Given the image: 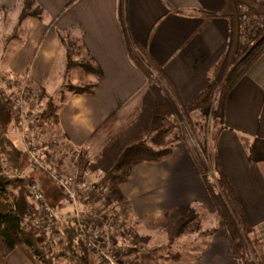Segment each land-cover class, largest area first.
I'll list each match as a JSON object with an SVG mask.
<instances>
[{"label": "crops", "instance_id": "crops-1", "mask_svg": "<svg viewBox=\"0 0 264 264\" xmlns=\"http://www.w3.org/2000/svg\"><path fill=\"white\" fill-rule=\"evenodd\" d=\"M25 2L0 0V42L13 43L6 56L7 47L0 45V72L54 95L67 80L69 58L73 67L82 64L81 59L100 71L97 76L79 66L86 73V85L78 86L79 71L71 69L70 84L92 92L68 94L59 110L57 133L69 145L90 153L100 152L112 133L135 118L151 85L129 47L140 46L164 69L175 98L185 106L221 72L228 50L229 21L207 19L201 12H220L226 0H125L123 20L121 0H34L31 12L36 16L22 20ZM3 57L9 60L3 62ZM223 104L224 126L216 134L212 152L259 233L264 226V53ZM147 170L154 178V190L158 175L164 174L160 204L165 210L211 202L186 146H176L174 156L161 164L133 167L130 177ZM218 234L227 237L225 230ZM229 248L225 242L212 243L201 259L190 264H222L215 254L228 261ZM8 263L32 264L20 250L10 254Z\"/></svg>", "mask_w": 264, "mask_h": 264}, {"label": "trees", "instance_id": "trees-1", "mask_svg": "<svg viewBox=\"0 0 264 264\" xmlns=\"http://www.w3.org/2000/svg\"><path fill=\"white\" fill-rule=\"evenodd\" d=\"M121 4L120 13L123 20L125 0H121ZM33 5L34 0L25 2L22 20L28 16H36L31 12ZM201 12L207 19L225 18L230 23L228 50L221 62V72L215 75L209 87L193 103L185 106L175 98L171 79L164 69L140 46L129 47L135 64L149 79L154 78L161 84L150 85L135 118L104 144L93 162L88 161L85 153L80 156L77 185H83L84 194H86L82 199L84 208L86 204L96 199L99 189H105L107 193L110 190V199L114 201V204L120 203L122 199L120 191L118 189L112 191L111 187L126 182L131 176L133 167L144 163L160 164L173 157L175 143L171 136L176 126L172 123V117H181V115L188 117L191 112L200 111L204 117L212 118L215 127L223 128L225 97L264 53V35L261 39L260 36H256L255 28L246 36L252 38V43L248 44L249 46L243 44V38H245L243 19L248 16L253 19V22H262L264 0H226L225 8L220 12ZM262 27L264 30V25ZM73 66L74 63L69 58L67 69L71 70ZM77 66L86 72H94L93 74L97 76L101 74L89 64L82 63ZM26 84L25 97H23L26 102L42 104L46 101L41 111L40 126L43 134L53 130L59 132L61 106L56 104L54 98L57 93L49 96L44 87L29 82ZM91 92L92 88L73 85H66L60 90V93L72 95ZM65 100L66 97L63 96L62 104ZM19 122L20 114L16 111L14 102L3 101L0 98V264H9L8 258L15 250H20L32 264H55L45 252L46 234L35 224L37 210L33 199L29 196L28 187L37 179L26 169L30 163L28 155L23 145L13 135L19 127ZM59 147L56 153L62 160L77 149L68 143L66 148L64 143ZM213 166L219 190L210 184L211 172L206 168L202 179L219 215L218 227L213 229V233L220 232L221 229L227 231L228 239L236 244L238 251L241 252L238 264H264V248L261 253L256 251V246H263L261 238L255 236L256 230L250 225L220 161L215 158ZM88 171L100 173L94 190L85 184ZM47 185L59 190L56 183L48 178ZM58 196L62 201L64 200L60 190ZM56 201L58 199L55 197L48 201L54 210L56 204L53 203ZM198 216L196 210L190 205L176 207L164 213L162 224L167 231L169 243L173 244L185 234L190 225L197 222ZM61 234L65 238V247L59 258L66 257L70 264L78 262L91 264V252L70 220H66L62 225ZM134 238L135 241L138 240L137 236ZM133 246H136L135 242Z\"/></svg>", "mask_w": 264, "mask_h": 264}, {"label": "rangeland", "instance_id": "rangeland-1", "mask_svg": "<svg viewBox=\"0 0 264 264\" xmlns=\"http://www.w3.org/2000/svg\"><path fill=\"white\" fill-rule=\"evenodd\" d=\"M34 17V16H33ZM33 20V19H32ZM31 20V21H32ZM260 21V20H259ZM33 22V21H32ZM255 22V21H254ZM258 22V21H257ZM244 23V19H243ZM256 23V22H255ZM263 22L257 23V28H255V35L261 36L264 35V30L262 29ZM255 25V24H254ZM244 24H243V35H244ZM255 39V38H254ZM259 39V37L257 38ZM252 38L246 37L243 38V44L250 45ZM13 43H3L0 42V45H5L6 53L5 56L10 52V47ZM17 44V43H16ZM15 44V45H16ZM19 44V43H18ZM248 45V46H249ZM3 62L8 61L7 57L2 58ZM79 62L87 64L84 60L79 59ZM78 70V67H73L72 70ZM67 73V80L64 83V86L71 85L73 75H71V71ZM79 69L77 74L78 86H85V72ZM84 72V73H83ZM69 74V75H68ZM81 77H83L81 79ZM79 81H83L81 84ZM71 83V84H70ZM161 84L160 81H156L154 78L151 79V84ZM75 85V84H73ZM26 80L20 79L19 77H13L12 75L7 74L6 72H0V98L3 101H13L15 104V109L18 111V102L24 96V89L26 88ZM64 88V87H63ZM55 92V91H53ZM57 94L54 97L56 99V104L58 106H63L62 97H67L69 93H60V90H57ZM53 93H51L52 95ZM50 96V95H49ZM54 96V95H52ZM26 102V99H22ZM27 103V102H26ZM34 103V102H31ZM46 105V101H43L42 104L35 102L33 110L43 111L44 106ZM218 105V104H217ZM181 109V108H180ZM28 112V110H26ZM25 115V114H24ZM21 120V117H20ZM172 123L175 124L176 129L172 134L171 138L175 143V147L178 145H184L189 149L190 155L194 159L197 169L200 173L201 178L203 179L204 169L206 168L211 172L210 174V184L216 189L219 190L218 180L216 179V173L213 171V161L215 159L213 155V148L215 143L216 134L220 131V127L214 125L212 122V118L204 117L200 111H194L189 114L188 117L181 115V117L174 116L172 117ZM21 122V121H20ZM19 122L18 129L13 132L14 137L19 141L23 147V138L21 135V125ZM129 124V123H128ZM127 124V125H128ZM125 125V126H127ZM124 126V127H125ZM123 128V127H122ZM121 128V129H122ZM43 131V130H42ZM112 133L113 138L118 132ZM36 145L41 148L40 153L43 155L44 161H53L55 166L60 170H62V166L68 168L66 170V174L70 177L73 176L76 183L78 182V174H79V158L85 153L89 162H93L95 158L99 155L100 152H89L87 149H76L71 152L67 158L60 159L59 154L54 152L53 149L56 144H54V140L52 139L51 134H37ZM52 134H56L53 130L50 132ZM59 135V134H57ZM62 136H57L58 142L61 145H67V141L61 138ZM59 144V145H60ZM53 147V148H52ZM25 149V148H24ZM101 151V150H100ZM27 154V153H26ZM174 156V155H173ZM30 162V161H29ZM161 164V163H160ZM28 169L29 174H33L36 177V181L39 183L41 188L43 189L47 201L54 199H58L55 203V213L61 221L60 230L62 225L66 220L72 221L71 209L65 200L62 201L61 197L58 196V192L47 185L48 176L44 175L41 171L36 170L32 167L31 163L26 167ZM151 172L148 170L144 173L136 174L134 177L128 178V180L124 183H121L117 186L111 187V190L118 189L121 193L120 203H115L110 199L111 193L110 190L107 193V206L112 207L110 209L116 210L117 206L120 207L125 212L124 218L121 222H119L116 226V230L112 233L109 232V229L105 227L104 216L101 213L97 214L94 218L95 223L93 225L99 226L100 229L108 232L106 237V242L112 249L110 255H114L118 257L120 264H190L191 262H197L201 259L206 251H209L212 243L225 242L229 245V255L230 259L226 261L224 257L219 254H215V259L217 261L222 262V264H238L241 252L238 251L236 244L230 242L227 237L219 236V232L213 233V229L218 227L219 215L217 213V208L211 198L209 192L208 195L210 197V201L208 204L206 203H192V206L196 212L198 213V220L190 225L188 231L179 237L173 244L169 243L168 234L166 229L163 227V216L164 213L170 211L171 209L165 210L161 207L162 201V193H164L165 189V181L164 174L158 175V184L157 190H154V178L151 177ZM100 173H90L87 172L85 176V184L89 187H93L99 181ZM46 178V179H45ZM163 178V179H162ZM52 179H50L51 181ZM163 180V181H160ZM205 185V181H202ZM80 186V187H79ZM78 190L83 193L82 199L85 198L86 194H84L83 185H77ZM206 187V185H205ZM207 189V187H206ZM123 190L125 192H123ZM59 191V190H58ZM61 192V191H60ZM125 193V194H124ZM109 195V197H108ZM58 197V198H57ZM119 198V197H118ZM81 199V201H82ZM115 200V199H114ZM155 200L157 204L155 203ZM35 204V203H34ZM92 206V203L86 204V208L82 207L84 212ZM36 208V205H35ZM80 208V207H79ZM96 208V207H95ZM81 209V208H80ZM173 209V208H172ZM109 211V210H108ZM38 211L37 217L35 220V224L38 225ZM111 215H109L110 217ZM42 220V217H41ZM43 222L41 221V225ZM261 229V230H260ZM259 229V233H255V236L261 238L263 242V246H256L257 253H261L264 248V226ZM134 236L138 237V240L135 241ZM135 242L136 246H133ZM65 247V238H55L52 243L46 241L45 244V252L49 259H51L55 264H70L66 257H60L59 255L63 253L62 250ZM91 252V264H109L108 261L100 256L96 255V252ZM215 251H210L208 254H211ZM104 253H109L108 248L104 249ZM244 253V252H243ZM214 255V254H213ZM179 258L178 260H175ZM30 262V261H29ZM31 263V262H30ZM75 264H82L80 262Z\"/></svg>", "mask_w": 264, "mask_h": 264}, {"label": "built area", "instance_id": "built-area-1", "mask_svg": "<svg viewBox=\"0 0 264 264\" xmlns=\"http://www.w3.org/2000/svg\"><path fill=\"white\" fill-rule=\"evenodd\" d=\"M252 20L253 19L248 18V16L244 17L245 36H247L250 30H252L253 28H257V22L254 23ZM262 22V25H264V18ZM21 98L24 99L23 97ZM22 99L18 102L17 105L18 113L21 117V135L23 138L25 151L28 155V159L32 167L36 170L41 171L44 175L48 176L50 179H52V181L56 183L63 195L64 200L70 207H72L71 215L73 224L80 237H82L86 247L90 251L96 252L97 256L101 255L102 257H100L103 259L105 258L109 264H120L118 257L110 255L114 247H111L106 242L108 232L100 229L99 226H95L93 224L95 223L94 218L98 213H101V215L104 216L105 227L109 229L110 233H112L116 230L117 224L123 220L125 212L120 209V207H118L119 205L117 206L116 210L110 209L112 207L109 206L106 207L107 191H105V189H99L96 199L92 201V206L87 210V212H84V210L82 209L83 205L81 201L83 193L78 190L79 187H77V183L74 177H69L66 174V170H68V168L63 165L62 170H59L55 166V163L53 161H47L46 163L44 161L43 155H41L40 153L41 148L39 146L37 147L35 143L37 139V136L35 137V132H38L37 134L42 133V129L40 126L42 116L41 110L37 112L30 110V108H33L35 102L26 103ZM26 110H28V112H26ZM48 134L53 135L51 137L54 140V144H56L53 149H55L54 152H56V149H59V146H61L60 142L57 141L59 140L57 139V136L59 135H57V132L56 134ZM94 189H96V185L91 187V190ZM28 193L36 205V210L39 214L37 223L38 226L45 232L47 242L52 243L55 238H62L63 236L59 228L61 221L52 206L48 203L45 193L37 181H34L30 184V186L28 187ZM109 215L111 216L109 217ZM41 221L43 222L42 225ZM106 248H108L109 250V253L107 254L104 253V249Z\"/></svg>", "mask_w": 264, "mask_h": 264}]
</instances>
